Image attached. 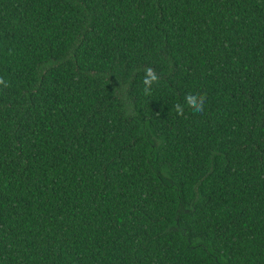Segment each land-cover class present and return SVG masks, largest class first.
I'll return each instance as SVG.
<instances>
[{
  "label": "trees",
  "instance_id": "1",
  "mask_svg": "<svg viewBox=\"0 0 264 264\" xmlns=\"http://www.w3.org/2000/svg\"><path fill=\"white\" fill-rule=\"evenodd\" d=\"M0 77V264H264V0H0Z\"/></svg>",
  "mask_w": 264,
  "mask_h": 264
},
{
  "label": "clouds",
  "instance_id": "2",
  "mask_svg": "<svg viewBox=\"0 0 264 264\" xmlns=\"http://www.w3.org/2000/svg\"><path fill=\"white\" fill-rule=\"evenodd\" d=\"M159 82V76L155 72V70L151 67L145 70V76L143 79V94L145 96H150L152 94V87L154 84ZM0 85L7 88L9 87L8 82H6L2 77H0ZM206 100V94H198V93H189L185 96V104L195 113H202L204 111ZM175 110L178 115H184V105L177 103L175 106Z\"/></svg>",
  "mask_w": 264,
  "mask_h": 264
}]
</instances>
